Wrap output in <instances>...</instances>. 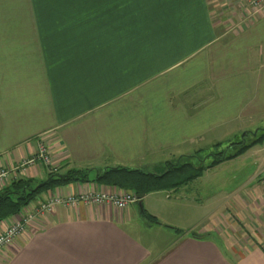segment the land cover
<instances>
[{
  "label": "crops",
  "instance_id": "1",
  "mask_svg": "<svg viewBox=\"0 0 264 264\" xmlns=\"http://www.w3.org/2000/svg\"><path fill=\"white\" fill-rule=\"evenodd\" d=\"M262 127L264 9L248 0H0V190L53 166L89 169L90 181L32 202L111 189L97 170L161 174ZM214 169L228 173L205 195ZM262 179L264 142L125 208L58 204L0 264H264ZM206 204L217 206L205 215Z\"/></svg>",
  "mask_w": 264,
  "mask_h": 264
},
{
  "label": "trees",
  "instance_id": "2",
  "mask_svg": "<svg viewBox=\"0 0 264 264\" xmlns=\"http://www.w3.org/2000/svg\"><path fill=\"white\" fill-rule=\"evenodd\" d=\"M248 133L250 132H244L240 140L231 143L227 149L214 153L209 163L198 167L188 161L181 163V158H184L182 156L179 161L167 162L165 171L161 174L124 166L105 167L97 170L92 181L105 187L131 191L136 196L158 191H171L192 182L205 170L223 161L234 159L254 145L264 142V127L259 128L258 133L254 134V138L250 141H246L245 138ZM230 149L233 151L231 152ZM89 172V169H69L65 172L56 169L49 172L46 179L40 182L26 178L14 179L7 187L0 190V222L18 214L24 206L53 187L90 181ZM141 213L150 223L159 224L157 218L149 214L144 208H141ZM175 230L180 231L177 228Z\"/></svg>",
  "mask_w": 264,
  "mask_h": 264
},
{
  "label": "built area",
  "instance_id": "3",
  "mask_svg": "<svg viewBox=\"0 0 264 264\" xmlns=\"http://www.w3.org/2000/svg\"><path fill=\"white\" fill-rule=\"evenodd\" d=\"M248 6L253 13H257L264 9V0H248ZM36 158L51 165L43 145H40ZM56 169L57 167L53 166L51 171H55ZM5 175L6 173L4 172L0 173V178ZM261 183L264 187V179L261 180ZM80 200L87 203H110L117 208H125L129 204L137 202L138 198L133 192L118 188H103L95 192L83 193L76 197L68 196L67 198L48 195L40 201L30 202L27 206L28 211H25L20 220L4 226L3 230L0 231V251L4 247L13 246L17 238L25 233L37 218L44 217L46 214L50 213L56 205H74Z\"/></svg>",
  "mask_w": 264,
  "mask_h": 264
},
{
  "label": "rangeland",
  "instance_id": "4",
  "mask_svg": "<svg viewBox=\"0 0 264 264\" xmlns=\"http://www.w3.org/2000/svg\"><path fill=\"white\" fill-rule=\"evenodd\" d=\"M257 133H258V129L248 133L246 135V137H245L246 141L252 140L254 138V134L256 135ZM230 151H231V149H230ZM217 152H218V150L216 149L215 151L210 152V153H206L205 152L203 155L196 154V156L193 157V158L192 157L181 158L180 161H181V163L185 162V161H188L192 165L198 167V166H200L202 164L209 163L211 161L212 157H213V154L217 153ZM214 170L215 171L212 170V171H210V173H207L208 175H205V177H203L201 179L202 182L199 184V187L203 188L205 195L212 193L214 191V187H216L218 185V183H222L221 179H222L223 175H226V173H228V171L226 169H223V170L214 169ZM216 189H218V186L216 187ZM222 195H223V193L219 192V194H217V196H214V198H212L213 199L212 201L217 202V200H219V199L221 201V199H223ZM216 206H217V204H214V205L206 204L205 207H204L205 215H207L208 213H211V211L214 210V208Z\"/></svg>",
  "mask_w": 264,
  "mask_h": 264
},
{
  "label": "water",
  "instance_id": "5",
  "mask_svg": "<svg viewBox=\"0 0 264 264\" xmlns=\"http://www.w3.org/2000/svg\"><path fill=\"white\" fill-rule=\"evenodd\" d=\"M143 197H144V195H142V194L137 196V198H138V200H139V203H141V199H142Z\"/></svg>",
  "mask_w": 264,
  "mask_h": 264
}]
</instances>
